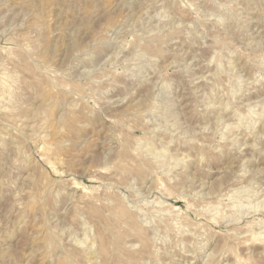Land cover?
<instances>
[{"label":"rangeland","instance_id":"1","mask_svg":"<svg viewBox=\"0 0 264 264\" xmlns=\"http://www.w3.org/2000/svg\"><path fill=\"white\" fill-rule=\"evenodd\" d=\"M263 201L264 0H0V264H264Z\"/></svg>","mask_w":264,"mask_h":264},{"label":"bare ground","instance_id":"2","mask_svg":"<svg viewBox=\"0 0 264 264\" xmlns=\"http://www.w3.org/2000/svg\"><path fill=\"white\" fill-rule=\"evenodd\" d=\"M253 181V180H252ZM251 182V181H250ZM230 196V195H229ZM242 196V195H241ZM249 198H250V195L248 196ZM247 197V198H248ZM245 198V197H244ZM255 198V197H254ZM258 199V198H257ZM256 199V200H257ZM253 201V200H252ZM264 202V201H263ZM249 206V205H248ZM247 206V207H248ZM201 210V209H200ZM241 218V217H240ZM229 219V218H228ZM237 219H239V218H237ZM222 221V220H221ZM232 222V221H231ZM228 223V222H227ZM131 224H132V222H131ZM134 226V225H133ZM135 227H137V225H135ZM224 227H225V225H224ZM261 229V228H260ZM138 231H140L141 229H137ZM254 231V230H253ZM253 231H251L252 232V235L250 236V238H248V239H246V240H259V238L260 239H264V230L263 231H261V230H259V231H261V232H258V233H256V230H255V233H253ZM238 233V232H237ZM141 237V236H140ZM233 237H234V235H233ZM144 239V240H143ZM148 239V238H147ZM232 239V238H231ZM141 241H143V245H144V247L147 245L146 243L148 242L147 240H146V236H144L143 235V237H142V240ZM197 241V240H196ZM227 241V240H226ZM150 243H151V240H150ZM217 244V243H216ZM212 245V244H211ZM148 246V245H147ZM230 246V245H229ZM217 247V245H215L214 246V248H216ZM200 248V247H199ZM144 250H145V248H144ZM163 252V251H162ZM211 252H214V250H212ZM216 252V251H215ZM210 256H211V254H209ZM208 255V256H209ZM161 256V255H160ZM181 256H182V254H181ZM197 256H198V254H197ZM169 257V256H168ZM193 257V256H192ZM132 258V257H131ZM183 260V259H182ZM186 261V260H185ZM181 264V263H180Z\"/></svg>","mask_w":264,"mask_h":264}]
</instances>
